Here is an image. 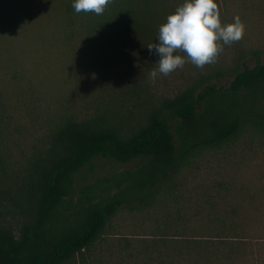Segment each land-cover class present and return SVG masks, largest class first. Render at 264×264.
Returning <instances> with one entry per match:
<instances>
[{
  "label": "trees",
  "instance_id": "16d2710c",
  "mask_svg": "<svg viewBox=\"0 0 264 264\" xmlns=\"http://www.w3.org/2000/svg\"><path fill=\"white\" fill-rule=\"evenodd\" d=\"M182 2L108 0L102 13L82 14L100 57L114 51L119 62H131L133 53V70L148 81L134 56L140 38L154 43L159 25ZM149 58L156 67L159 56L150 52ZM212 77L199 74L162 95L124 80L114 87L123 97L105 99L88 117L62 114L29 144L0 88V264H88L114 215L145 208L173 188L197 151L245 128L263 133L264 62L237 67L229 85L208 82ZM101 156L133 165L76 187L77 174ZM254 248L241 237L216 234L139 238L122 249L133 264H176L179 258L219 264Z\"/></svg>",
  "mask_w": 264,
  "mask_h": 264
},
{
  "label": "rangeland",
  "instance_id": "374dc122",
  "mask_svg": "<svg viewBox=\"0 0 264 264\" xmlns=\"http://www.w3.org/2000/svg\"><path fill=\"white\" fill-rule=\"evenodd\" d=\"M218 3L222 22L239 15L245 26L242 38L231 44L221 42L210 63L197 67L186 59L167 75L152 79L148 38L142 41L141 37L134 56L136 64L146 68L145 81L138 79V68L133 70V53L131 62H119L112 57L114 51L106 59L100 57L88 33L87 17L83 11L76 12L70 0H0V88L15 121L25 126L24 141H36L62 114L88 117L105 99H120L122 90L114 87L130 78L129 83L134 80L153 95H162L174 93L199 74H212L208 82L229 85L237 67L264 62V0ZM191 159L178 174L177 184L152 204L122 208L114 215L88 264H133V257L122 248L139 238L216 234L238 236L255 245L254 253L246 251L219 264H264V132L245 128L233 138L197 151ZM132 165L96 157L77 174L76 187ZM221 225L235 230L220 232L216 228ZM176 264L189 263L179 258Z\"/></svg>",
  "mask_w": 264,
  "mask_h": 264
},
{
  "label": "clouds",
  "instance_id": "9594fccd",
  "mask_svg": "<svg viewBox=\"0 0 264 264\" xmlns=\"http://www.w3.org/2000/svg\"><path fill=\"white\" fill-rule=\"evenodd\" d=\"M108 0H72L76 12H103ZM244 24L239 15L222 22L218 0H183L159 25L154 43L147 48L159 56L149 77L167 75L189 60L197 67L212 62L223 44L242 38ZM222 42V43H221ZM180 51L184 55L180 54Z\"/></svg>",
  "mask_w": 264,
  "mask_h": 264
}]
</instances>
